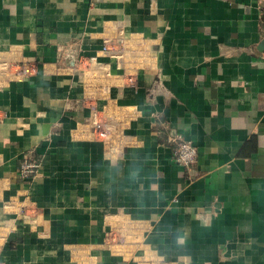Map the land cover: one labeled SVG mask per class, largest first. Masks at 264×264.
I'll return each instance as SVG.
<instances>
[{"label": "crops", "instance_id": "0c3cea01", "mask_svg": "<svg viewBox=\"0 0 264 264\" xmlns=\"http://www.w3.org/2000/svg\"><path fill=\"white\" fill-rule=\"evenodd\" d=\"M0 61V264H264V0H0Z\"/></svg>", "mask_w": 264, "mask_h": 264}, {"label": "built area", "instance_id": "2783aa9c", "mask_svg": "<svg viewBox=\"0 0 264 264\" xmlns=\"http://www.w3.org/2000/svg\"><path fill=\"white\" fill-rule=\"evenodd\" d=\"M120 42L117 41H105L102 47L103 53L112 57H118L122 49H120ZM1 62V61H0ZM0 64V71H10L14 77H25L32 72V65L28 61L18 63H6ZM94 129L98 131L103 126L100 122H94ZM107 126V125H106ZM174 144L173 161L178 166L184 169H190L195 164L197 158V150L191 142L185 140L182 136H177L171 141ZM38 165L35 162L23 161L20 164L19 174L24 180L31 179L37 169Z\"/></svg>", "mask_w": 264, "mask_h": 264}]
</instances>
